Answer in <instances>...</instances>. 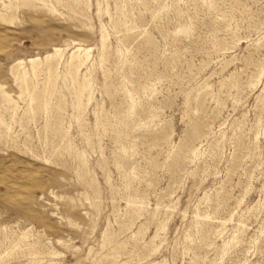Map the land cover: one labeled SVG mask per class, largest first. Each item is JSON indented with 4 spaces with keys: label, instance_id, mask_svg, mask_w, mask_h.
<instances>
[{
    "label": "rangeland",
    "instance_id": "obj_1",
    "mask_svg": "<svg viewBox=\"0 0 264 264\" xmlns=\"http://www.w3.org/2000/svg\"><path fill=\"white\" fill-rule=\"evenodd\" d=\"M0 96V264H264V0H0Z\"/></svg>",
    "mask_w": 264,
    "mask_h": 264
},
{
    "label": "bare ground",
    "instance_id": "obj_2",
    "mask_svg": "<svg viewBox=\"0 0 264 264\" xmlns=\"http://www.w3.org/2000/svg\"><path fill=\"white\" fill-rule=\"evenodd\" d=\"M101 38H102V41L104 42V38H105V37H104V34H102V37H101ZM103 42H102V43H103ZM58 49H59V48H58ZM78 49H83V50H84V53L86 54V58H88L90 47L81 48V47L79 46ZM47 56H49V54H48ZM36 59H37V58H33V57H32V58H30V60H29V62H31L30 70H32V73H33V74H36L37 70H39V69H37V68H38V64L36 63ZM69 59H70V58H69ZM45 60H46V58H45ZM61 60H62V59H61ZM82 61H83V59L80 60V63H82ZM58 62H59V61H58ZM69 62H70V61H69ZM18 63L20 64V66H22L21 64L23 63V61L20 60V61H18ZM43 63H44V61H43ZM14 64H15V63H14ZM39 64H41V62H40ZM58 64H59V63H58ZM68 64H69V63H68ZM16 65H18V64H16ZM29 65H30V64H29ZM56 66H57V65H56ZM11 67H12V66H11ZM15 67H16V66H14L13 68H15ZM25 67H26V65L23 66V68H25ZM40 67H41V66H40ZM21 68H22V67H21ZM68 68H69V65H68ZM79 68H80V67H79ZM11 69H12V68H11ZM52 69H53V68H52ZM52 69H51V70H52ZM13 70H14V69H13ZM17 70H18V69H17ZM40 70H41V69H40ZM21 71H22V70H21ZM41 71H42V70H41ZM49 71H50V69H49ZM56 71H58V68H57ZM76 72H78V71H76ZM22 73L24 74V76H25V75L27 76V73H28V72H27L26 69H24ZM32 73H31V74H32ZM52 73L55 74V72H52ZM70 73H71V72H70ZM23 74H22V75H23ZM49 74H51V73H49ZM67 74H68V73H67ZM15 75L17 76V74H15ZM56 75H57V74H56ZM77 75H78V74H77ZM28 76H29V75H28ZM52 76H54V75L51 74L50 77L52 78ZM68 76H69V75H68ZM84 76H85V75H84ZM84 76H83V78H84ZM15 78H16V77H15ZM21 78H22V76H21ZM21 78H20V79H21ZM85 78H86V77H85ZM22 79H23V78H22ZM52 79H53V78H52ZM54 79H55V78H54ZM74 79H75V78H74ZM87 79H88V78H87ZM20 82H22V81H20ZM23 82H24V81H23ZM23 82H22V83H23ZM52 82H53V80H52ZM82 82H83V81H82ZM22 83H21V84H22ZM54 83H55V80H54ZM54 83H53V84H54ZM79 83H80V82H79ZM27 84H28V82H27ZM84 84H85V83H84ZM19 85H20V84H19ZM28 85H29V84H28ZM76 85H77V84H76ZM80 85H81V84H80ZM86 85L88 86V84H86ZM24 87H25V86H24ZM27 87H28V86H27ZM53 87H54V86H53ZM53 87H52V88H53ZM70 87H71V86H70ZM74 87H75V86H74ZM84 87H85V85L82 84V85H81V88H80V89H81L80 92L83 90ZM25 88H26V87H25ZM28 88H29V87H28ZM52 88H51V89H52ZM54 88H55V87H54ZM88 88H89V87H88ZM20 89H21V88H20ZM78 89H79V88H78ZM24 90H25V89H24ZM30 90H32V89L30 88ZM30 90H29V91H30ZM29 91H28V92H29ZM5 92H6V91H5ZM22 92H23V91H22ZM88 92H89V91H88ZM3 93H4V91H3ZM3 93H2V95H3ZM106 93H107V92H106ZM21 94H22V93H21ZM82 94H83V93H82ZM4 95H5V94H4ZM43 95H44V94H43ZM77 95H78V94H77ZM44 96H45V95H44ZM0 97H1V96H0ZM4 97H5V96H4ZM41 98H42V97H41ZM78 98H79V97H78ZM89 98H90V97H89ZM1 99H2V98H1ZM76 99H77V98H76ZM82 99H83V98H82ZM44 100H45V99H44ZM12 101H13V100H12ZM2 102H3V101H2ZM42 102H43V100H42ZM74 102H77V100L74 101ZM4 103H5V102H4ZM7 104H8V103H7ZM7 104H5V105H7ZM88 104H89V103H88ZM74 105H75V104H74ZM76 105H77V106H81V105H82V103L80 102V99H78V102L76 103ZM84 105H85V103H84ZM84 105H83V106H84ZM0 107H1V106H0ZM10 107H11V105H10ZM12 107H13V106H12ZM6 108H7V107H6ZM79 108H81V107H79ZM83 108H84V107H83ZM83 108H81V109H83ZM7 109H9V108H7ZM12 109H13V108H12ZM81 109H80V110H81ZM0 110H1V109H0ZM6 112H7V111H6ZM77 114H78V113H77ZM1 115H2V113H1ZM1 115H0V118H1ZM80 115H81V114H80ZM80 115H79V116H80ZM11 117H12V116H11ZM5 119H6V118H5ZM77 120H78V119H77ZM255 120H256V119H255ZM96 121H97V120H96ZM3 122H4V121H3ZM4 123H5V122H4ZM6 123H7V122H6ZM255 124H257V123H255ZM0 126L3 127V125H0ZM2 127H1V128H2ZM5 128H6V127H5ZM94 128H95V127H94ZM0 130H1V129H0ZM6 131H7V130H6ZM57 132H58V130H57ZM2 134H3V133H2ZM89 135H90V134H89ZM0 136H1V135H0ZM75 136H76V135H75ZM90 136H91V135H90ZM4 137H5V136H4ZM91 137H92V136H91ZM96 137H97V136H96ZM84 142H85V141H84ZM92 142H93V141H92ZM62 143H63V142H62ZM90 145H91V144H90ZM90 147H91V146H90ZM212 147H213V146H212ZM92 149H93V147H92ZM94 149H95V148H94ZM65 151H66V150H65ZM86 153H87V152H86ZM77 154L79 155V153H77ZM39 159H40V158H39ZM81 167H82V166H81ZM199 169H200V168H199ZM195 170H196V169H195ZM77 172H78V171H77ZM86 173H87V172H86ZM89 174H90V173H89ZM195 176H196V175H195ZM86 180H87V179H86ZM141 197H142V196H141ZM212 198H213V196H212ZM200 199H201V198H200ZM21 232H22V231H21ZM216 235H217V234H216ZM27 236H28V235H27ZM193 240H194V239H193ZM234 241H235V240H234ZM28 243H29V242H28ZM8 244H9V243H8ZM235 245H236V244H235ZM223 246H224V245H223ZM229 247H230V246H229ZM18 249H19V248H18ZM23 254H24V253H23ZM219 254H220V253H219ZM221 255H222V254H221ZM221 255H220V256H221ZM23 259H24V258H23ZM40 261H41V260H40ZM34 262H35V261H34ZM27 263H28V262H27ZM40 263H41V262H40ZM40 263H39V264H40ZM18 264H19V263H18ZM34 264H35V263H34Z\"/></svg>",
    "mask_w": 264,
    "mask_h": 264
}]
</instances>
